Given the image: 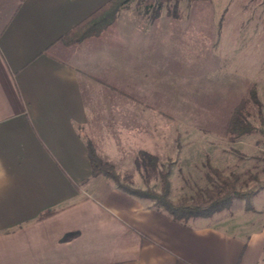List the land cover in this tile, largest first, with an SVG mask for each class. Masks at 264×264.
<instances>
[{
  "label": "crops",
  "instance_id": "0c3cea01",
  "mask_svg": "<svg viewBox=\"0 0 264 264\" xmlns=\"http://www.w3.org/2000/svg\"><path fill=\"white\" fill-rule=\"evenodd\" d=\"M108 1L0 0V264H264V190L177 220L93 174L88 143L143 144L176 79L171 25L61 40Z\"/></svg>",
  "mask_w": 264,
  "mask_h": 264
},
{
  "label": "rangeland",
  "instance_id": "374dc122",
  "mask_svg": "<svg viewBox=\"0 0 264 264\" xmlns=\"http://www.w3.org/2000/svg\"><path fill=\"white\" fill-rule=\"evenodd\" d=\"M154 1L129 0L108 27L130 20L175 27L176 79L171 89L163 84L160 105L148 104L146 98L143 144L109 146L106 156L114 161L97 153L114 166L122 183L134 188L161 193L167 174L174 202L192 201L213 189L218 182L213 170L236 175L246 196L236 194L228 207L211 216L229 211L240 199L255 211L254 197L264 190V132L231 138L228 125L244 98L248 120L264 125V0H167L156 18ZM254 87L259 104L249 98ZM169 93L171 97L164 96ZM141 198L164 208L153 198Z\"/></svg>",
  "mask_w": 264,
  "mask_h": 264
},
{
  "label": "trees",
  "instance_id": "16d2710c",
  "mask_svg": "<svg viewBox=\"0 0 264 264\" xmlns=\"http://www.w3.org/2000/svg\"><path fill=\"white\" fill-rule=\"evenodd\" d=\"M128 1L129 0H109L71 30L66 32L61 37V40L66 44H70L81 41L90 36L101 34L104 29L114 22L118 11H120ZM166 1L167 0H156L157 5L154 11L156 13L153 17L156 18L159 16V11ZM150 2L152 5V2L155 1L150 0ZM173 15L177 16V9H175V13ZM249 94L251 95V97H249L250 99H253L258 104L260 103L255 87L249 91ZM246 99L247 98H244L232 111L231 119L228 125V134L231 138H236L242 134L252 133L255 131L264 132V125L263 127H257L248 120L245 113ZM88 148L94 175L103 172L106 175L113 177L119 186L127 192L139 197H149L157 200L177 220H188L194 217L211 216L214 212L228 207L231 204L232 198L236 194L246 196V193H241V190L237 187L236 175H233L232 177H225L221 175L219 171L213 170L218 179V182L215 184L213 189L206 190V194L199 193L197 198L192 201L182 200L174 202L170 198V183L167 174L163 176L165 182L161 193L134 188L131 185L122 183L120 175L115 171L114 166L108 165L102 161L91 142L88 143ZM247 208L251 210L254 209L253 202L248 196ZM50 212L51 211H47L44 214L46 215Z\"/></svg>",
  "mask_w": 264,
  "mask_h": 264
}]
</instances>
